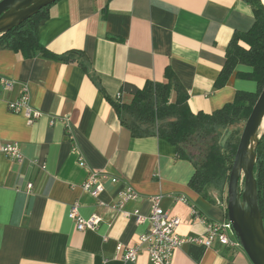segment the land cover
<instances>
[{
  "label": "crops",
  "instance_id": "1",
  "mask_svg": "<svg viewBox=\"0 0 264 264\" xmlns=\"http://www.w3.org/2000/svg\"><path fill=\"white\" fill-rule=\"evenodd\" d=\"M254 24L245 0H59L38 38L58 55L84 52L113 97L126 83L143 89L164 82L170 68L189 94L191 111L211 114L238 92L258 90L255 81L238 77L252 71L245 66L226 86H215L233 37ZM0 79L12 82L8 89L0 82V264H152L145 251L124 262L118 245L139 243L148 223L133 214L148 215L155 196L181 220L182 238H205L206 222L228 219L216 193L210 192L213 203L189 186L193 164L178 159L164 139L134 137L77 63L0 49ZM26 95L42 114L34 122L10 110ZM6 144L20 148L21 161L1 151ZM92 173L120 182H107L94 196L83 188ZM126 186L139 197L120 211L118 194ZM76 203L82 216L98 217V230L76 228L68 217ZM173 264L252 263L242 248L187 242Z\"/></svg>",
  "mask_w": 264,
  "mask_h": 264
},
{
  "label": "trees",
  "instance_id": "2",
  "mask_svg": "<svg viewBox=\"0 0 264 264\" xmlns=\"http://www.w3.org/2000/svg\"><path fill=\"white\" fill-rule=\"evenodd\" d=\"M245 1L253 9L255 24L249 32L236 33L233 37L215 86L223 88L237 68L245 66L252 71L237 73L238 77L255 81L258 90L238 92L232 103L211 114L191 111L189 94L170 68L165 72L164 82H149L143 89L126 83L118 96L108 94L84 52L58 55L40 44L39 28L50 18L56 2L1 36L0 49H11L25 59L42 55L64 63H77L100 87L121 124L134 137H158L172 144L177 158L190 161L195 168L189 186L213 203L216 199L210 192H216L227 210L228 183L241 137L239 127L245 125L264 88V4L261 0ZM255 177L264 219V136L258 147Z\"/></svg>",
  "mask_w": 264,
  "mask_h": 264
},
{
  "label": "built area",
  "instance_id": "3",
  "mask_svg": "<svg viewBox=\"0 0 264 264\" xmlns=\"http://www.w3.org/2000/svg\"><path fill=\"white\" fill-rule=\"evenodd\" d=\"M0 82L7 89L12 87V82L9 80L0 79ZM10 110L17 114H23L29 122H34L42 116L40 111L31 107L27 95L11 103ZM1 151L14 161L22 160L20 148L16 144H6L1 147ZM107 182L116 185L120 180L104 174L92 173L86 179L83 188L97 196L105 189ZM28 187L32 189L31 184ZM118 195L119 204L116 208L120 211L128 201L136 200L139 197L131 186H126ZM150 201L151 210L148 215H143L138 210L133 214L140 224L148 223V228L140 235L139 243L134 247L125 248L121 244L118 245V251H123L122 260L124 262H136L139 255L145 251L152 264H173L175 252L187 242L205 245L206 247H212L217 242L231 249L241 248L228 219L221 222H206L205 238H182L177 234L181 220L164 210L162 197H151ZM125 214L130 215L127 212ZM68 217L75 223L79 231H95L100 227L98 217L86 218L81 215L78 203L71 207Z\"/></svg>",
  "mask_w": 264,
  "mask_h": 264
},
{
  "label": "water",
  "instance_id": "4",
  "mask_svg": "<svg viewBox=\"0 0 264 264\" xmlns=\"http://www.w3.org/2000/svg\"><path fill=\"white\" fill-rule=\"evenodd\" d=\"M58 0H0V37ZM264 88L245 123L230 173L227 214L252 264H264V219L255 166L264 136Z\"/></svg>",
  "mask_w": 264,
  "mask_h": 264
},
{
  "label": "rangeland",
  "instance_id": "5",
  "mask_svg": "<svg viewBox=\"0 0 264 264\" xmlns=\"http://www.w3.org/2000/svg\"><path fill=\"white\" fill-rule=\"evenodd\" d=\"M262 1V0H261ZM244 124L242 125V126H240L239 127V129L241 130V133H242V131H243V129H244ZM234 130V128L232 129V131ZM229 135V133L227 134V135H225V137H224V139H226L227 138V136ZM216 193V192H215ZM216 196H218V194L216 193ZM243 250V249H242Z\"/></svg>",
  "mask_w": 264,
  "mask_h": 264
},
{
  "label": "bare ground",
  "instance_id": "6",
  "mask_svg": "<svg viewBox=\"0 0 264 264\" xmlns=\"http://www.w3.org/2000/svg\"><path fill=\"white\" fill-rule=\"evenodd\" d=\"M263 4H264V0H262ZM263 130H264V125H263Z\"/></svg>",
  "mask_w": 264,
  "mask_h": 264
}]
</instances>
